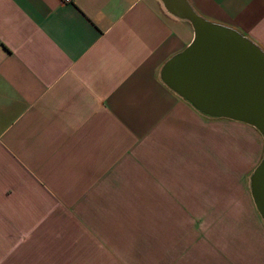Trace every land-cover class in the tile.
<instances>
[{"label": "crops", "instance_id": "obj_1", "mask_svg": "<svg viewBox=\"0 0 264 264\" xmlns=\"http://www.w3.org/2000/svg\"><path fill=\"white\" fill-rule=\"evenodd\" d=\"M185 1L264 49V0ZM171 4L0 0V264H149L134 199L213 133L161 77L195 35Z\"/></svg>", "mask_w": 264, "mask_h": 264}, {"label": "rangeland", "instance_id": "obj_2", "mask_svg": "<svg viewBox=\"0 0 264 264\" xmlns=\"http://www.w3.org/2000/svg\"><path fill=\"white\" fill-rule=\"evenodd\" d=\"M203 115L212 138L199 137L184 180L166 183V197L134 199L143 254L149 264H264V220L250 190L264 138L249 124Z\"/></svg>", "mask_w": 264, "mask_h": 264}, {"label": "water", "instance_id": "obj_3", "mask_svg": "<svg viewBox=\"0 0 264 264\" xmlns=\"http://www.w3.org/2000/svg\"><path fill=\"white\" fill-rule=\"evenodd\" d=\"M169 1L192 21L195 35L166 61L163 81L199 112L247 123L264 138V49L234 27L198 15L185 0ZM250 190L264 220V153Z\"/></svg>", "mask_w": 264, "mask_h": 264}, {"label": "built area", "instance_id": "obj_4", "mask_svg": "<svg viewBox=\"0 0 264 264\" xmlns=\"http://www.w3.org/2000/svg\"><path fill=\"white\" fill-rule=\"evenodd\" d=\"M66 1H71V0H66Z\"/></svg>", "mask_w": 264, "mask_h": 264}]
</instances>
